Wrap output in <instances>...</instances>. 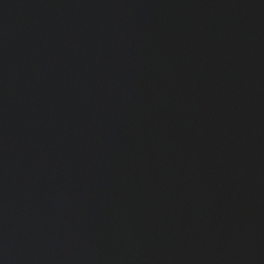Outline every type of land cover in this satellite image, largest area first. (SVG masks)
I'll return each mask as SVG.
<instances>
[{
    "label": "water",
    "instance_id": "1",
    "mask_svg": "<svg viewBox=\"0 0 264 264\" xmlns=\"http://www.w3.org/2000/svg\"><path fill=\"white\" fill-rule=\"evenodd\" d=\"M0 264H264V0H0Z\"/></svg>",
    "mask_w": 264,
    "mask_h": 264
}]
</instances>
